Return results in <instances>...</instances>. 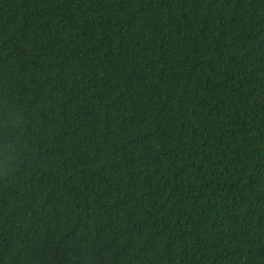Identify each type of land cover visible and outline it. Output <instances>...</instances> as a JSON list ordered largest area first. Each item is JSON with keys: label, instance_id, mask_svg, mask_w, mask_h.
<instances>
[{"label": "trees", "instance_id": "16d2710c", "mask_svg": "<svg viewBox=\"0 0 264 264\" xmlns=\"http://www.w3.org/2000/svg\"><path fill=\"white\" fill-rule=\"evenodd\" d=\"M0 264H264V0H0Z\"/></svg>", "mask_w": 264, "mask_h": 264}, {"label": "clouds", "instance_id": "9594fccd", "mask_svg": "<svg viewBox=\"0 0 264 264\" xmlns=\"http://www.w3.org/2000/svg\"><path fill=\"white\" fill-rule=\"evenodd\" d=\"M13 121L9 119L0 120V128L7 129L13 125ZM6 151L0 153V176L8 177L14 171L16 158L18 156V147L10 138H4Z\"/></svg>", "mask_w": 264, "mask_h": 264}]
</instances>
